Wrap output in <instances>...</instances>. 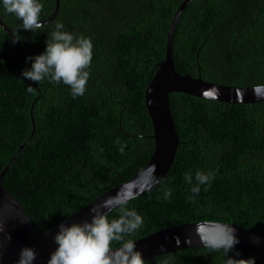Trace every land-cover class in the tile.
<instances>
[{
	"label": "trees",
	"instance_id": "1",
	"mask_svg": "<svg viewBox=\"0 0 264 264\" xmlns=\"http://www.w3.org/2000/svg\"><path fill=\"white\" fill-rule=\"evenodd\" d=\"M184 1L60 0L53 20L37 32L21 29L19 52L0 58V172L27 142L2 185L21 203L36 234L130 179L150 159L154 143L144 92L165 60L168 28ZM40 2L45 21L55 0ZM0 19L12 32L21 23L2 7ZM57 22L91 37L83 96L73 98L63 83L22 77L30 67L25 58L45 49ZM15 48L0 28V53ZM172 59L178 73L209 83L264 85V0L190 1L175 25ZM169 104L179 138L175 158L154 187L127 201L143 224L112 247L199 221L234 223L264 239V101L237 104L174 92ZM197 171L213 178L193 193ZM120 214L115 208L107 216ZM154 261L223 264V252L188 248Z\"/></svg>",
	"mask_w": 264,
	"mask_h": 264
},
{
	"label": "water",
	"instance_id": "2",
	"mask_svg": "<svg viewBox=\"0 0 264 264\" xmlns=\"http://www.w3.org/2000/svg\"><path fill=\"white\" fill-rule=\"evenodd\" d=\"M59 1L55 0L54 12L50 18L42 21L43 24H47L56 17ZM190 1L192 0H185L176 11L167 32L165 60L157 65L152 80L145 88L144 103L151 121V138L154 143L150 159L130 179L109 188L103 195L61 222L70 224L89 219L90 208H96L98 211L107 214L115 209L104 206L110 198L129 201L139 197L154 187L166 175L173 163L179 144L169 106L170 93L180 92L199 98L237 104L264 101V85L224 86L176 71L172 59L174 29L181 11ZM0 28L11 37L12 31L1 19ZM15 45L16 48L12 53H0V58L14 57L20 50V42H16ZM26 143L19 148L9 164L0 172V227L4 229L0 231V264H15L19 250L23 246H32L36 249L38 255L35 264H46L49 254L56 247L53 236L57 231V225L61 222L39 235L36 234L21 203L2 185V177ZM222 225H232L237 228L240 243L236 245V248L240 253L255 256L257 260L264 263V239L234 223L217 221L185 223L155 231L134 242L136 248L141 252L143 260L150 264H156L154 258L161 254L173 253L181 249L208 247L206 242L219 237ZM253 237H259L260 243L254 244L252 242Z\"/></svg>",
	"mask_w": 264,
	"mask_h": 264
},
{
	"label": "clouds",
	"instance_id": "3",
	"mask_svg": "<svg viewBox=\"0 0 264 264\" xmlns=\"http://www.w3.org/2000/svg\"><path fill=\"white\" fill-rule=\"evenodd\" d=\"M0 7L21 22L11 33L13 43L21 40V29L33 33L43 27V4L40 0H0ZM92 55L91 37L76 35L67 31L63 22H57L51 32V39H46L45 49L35 56L25 58L26 62H30V67L22 70V77L37 83L45 79L63 83L69 86L73 98L83 96L90 76L88 69ZM28 91H33L31 85ZM212 178L211 172L206 174L197 171L192 192L198 193L200 185ZM185 181L192 183L191 173H185ZM165 195L169 196L170 191ZM126 205V200L110 198L104 206L119 208L122 214L117 218L109 220L106 213L90 208L89 219L70 224L59 223L53 236L56 247L49 254L46 264H144L142 254L133 240L128 239L119 249L112 247L113 241H123L125 235L135 232L143 224V217ZM3 230L0 227V231ZM252 242L259 244L260 238L253 237ZM206 243L213 251L222 250L223 264H257L255 256L245 258L237 250L240 237L237 228L232 225H222L219 237ZM37 255L34 247L23 246L15 264H35Z\"/></svg>",
	"mask_w": 264,
	"mask_h": 264
}]
</instances>
